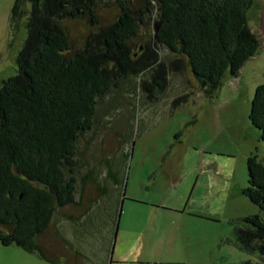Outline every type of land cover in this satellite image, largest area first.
I'll use <instances>...</instances> for the list:
<instances>
[{"label":"trees","instance_id":"trees-1","mask_svg":"<svg viewBox=\"0 0 264 264\" xmlns=\"http://www.w3.org/2000/svg\"><path fill=\"white\" fill-rule=\"evenodd\" d=\"M95 1L16 0L10 18L16 31L25 16L27 38L17 74L0 85V245L50 264H107L123 187L110 159L94 168L79 156L78 143L93 128L99 99L119 82L130 83L136 70L129 41L138 23L145 22L118 0L117 21L97 27L81 49H74L64 21L86 15L97 25ZM145 1L147 13L156 10L154 43L172 53L176 71L188 64L209 97L226 72L236 76L260 46L248 25L254 0ZM140 63L139 70L150 64ZM142 83L146 93H153L164 86V78ZM249 120L264 141V83L255 89ZM246 165L248 186L242 194L261 215L241 219L235 246L259 256L257 262L240 264H264V164L251 154ZM89 182L96 198L87 193ZM69 208L78 213H68ZM64 220L82 229L81 243L64 239ZM51 228L64 243L59 251L42 241Z\"/></svg>","mask_w":264,"mask_h":264},{"label":"rangeland","instance_id":"rangeland-1","mask_svg":"<svg viewBox=\"0 0 264 264\" xmlns=\"http://www.w3.org/2000/svg\"><path fill=\"white\" fill-rule=\"evenodd\" d=\"M15 1L0 0V85L17 74V58L27 38L25 16L16 31L11 28ZM120 1L125 10L145 22L138 23L129 41L131 53H137L132 57L136 72L130 83L119 82L99 99L93 128L78 143L83 161L99 168L100 161L110 159L123 183L111 260L138 264L257 262V254L235 246L234 229L242 218L261 215L242 190L248 186L247 158L253 154L264 164L261 132L249 120L255 89L264 83V0H254L248 12L249 28L260 44L256 54L236 76L226 72L212 97L201 90L188 64L176 71L170 65L172 53L154 43L156 10L147 13L145 0ZM93 9L97 25L92 26L86 15L64 21L74 49L83 47L91 31L111 26L121 14L118 0H96ZM140 62L150 64L139 70ZM153 77H163L164 86L146 93L142 82ZM86 190L91 197L98 196L94 183H87ZM67 212L78 213L71 208ZM72 224L62 222L64 239L79 244L83 231ZM55 226L60 228V221ZM42 241L56 251L64 245L52 228ZM85 252L92 257L91 251ZM0 264L49 263L19 248L0 245Z\"/></svg>","mask_w":264,"mask_h":264},{"label":"water","instance_id":"water-1","mask_svg":"<svg viewBox=\"0 0 264 264\" xmlns=\"http://www.w3.org/2000/svg\"><path fill=\"white\" fill-rule=\"evenodd\" d=\"M123 195H124V189H123L122 194H121V204H122V197H123ZM120 209H121V205H120ZM119 218H120V213H119V211H117L115 225H114L112 239H111L110 251H109V255H108L109 256L108 257L109 260H108V263L107 264H111L112 263L111 255H112L113 248H114V242H115V238H116V234H117Z\"/></svg>","mask_w":264,"mask_h":264},{"label":"crops","instance_id":"crops-1","mask_svg":"<svg viewBox=\"0 0 264 264\" xmlns=\"http://www.w3.org/2000/svg\"><path fill=\"white\" fill-rule=\"evenodd\" d=\"M14 247V246H13ZM16 248H18V247H16ZM20 249V248H19ZM25 252V251H24ZM27 253V252H26ZM40 259V258H39ZM42 260V259H41ZM120 262H113L112 261V263L111 264H138V263H136V262H127V260H123V259H121V260H119ZM47 263V262H46ZM62 263V262H61ZM50 264V263H49ZM57 264H59V263H57Z\"/></svg>","mask_w":264,"mask_h":264},{"label":"flooded vegetation","instance_id":"flooded-vegetation-1","mask_svg":"<svg viewBox=\"0 0 264 264\" xmlns=\"http://www.w3.org/2000/svg\"><path fill=\"white\" fill-rule=\"evenodd\" d=\"M132 55H133V57H136L137 56V53L136 52H133Z\"/></svg>","mask_w":264,"mask_h":264}]
</instances>
